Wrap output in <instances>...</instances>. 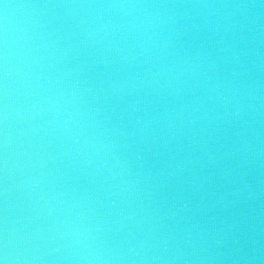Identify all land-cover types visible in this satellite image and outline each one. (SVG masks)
<instances>
[{"label": "clouds", "instance_id": "obj_1", "mask_svg": "<svg viewBox=\"0 0 264 264\" xmlns=\"http://www.w3.org/2000/svg\"><path fill=\"white\" fill-rule=\"evenodd\" d=\"M0 264H264V0H0Z\"/></svg>", "mask_w": 264, "mask_h": 264}]
</instances>
